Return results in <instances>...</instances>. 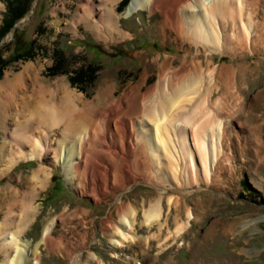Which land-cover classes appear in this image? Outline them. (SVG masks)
<instances>
[{"label": "rangeland", "instance_id": "obj_1", "mask_svg": "<svg viewBox=\"0 0 264 264\" xmlns=\"http://www.w3.org/2000/svg\"><path fill=\"white\" fill-rule=\"evenodd\" d=\"M11 1L0 0V32L9 8L26 3ZM84 1L34 0L28 14L0 37V56L7 64L0 71V82L13 79L32 64L34 71L27 76L28 83L38 81L53 92L67 84L80 95L75 101L85 111L81 121L87 126L86 138L98 149L97 144L111 145L115 137L112 132L117 108L110 110L108 104L131 91L146 94L161 74L165 60L173 68L197 64L211 77L223 69L225 79L213 91L212 100L225 97L226 112L232 115L230 123L224 125L221 159L225 167L218 176L212 173L211 181L202 176L179 188L163 178L157 181L161 176L151 164L149 174H140L136 180H129L126 174L114 184L108 177L104 184L109 193L98 202L91 194L90 184L96 181L90 176L81 181L70 179L57 164L51 166L50 179L36 185L30 179L33 171L50 166L51 160L22 161L0 176V223L14 215L10 220L13 228L19 224L21 240L30 243V252L38 246L40 264H84L91 253L98 257L92 264H264V0H243L249 40L239 41L241 28L226 24L224 34L228 37L221 38L219 48L196 45L180 34L175 23L184 19L178 7L170 15L140 10L122 17L119 14L131 0H119L109 5L116 19L104 25L99 19L101 0H92L96 9L91 15ZM83 11L98 24L89 25ZM230 17L226 14L224 21L230 22ZM117 28L124 35H119ZM17 31L30 41L33 57L14 53ZM22 115L18 120L24 121ZM9 116L11 124L14 118ZM32 123L27 134L34 138L47 130L51 150L58 149L65 126L48 129L37 119ZM3 138L0 123V140ZM134 154L128 149L120 153V160L113 154L106 157L131 168ZM99 164L98 171L107 173L102 167H106L104 161ZM252 177H257L260 185ZM100 183L101 177L99 189ZM13 190L19 193L17 198L12 196ZM160 199L163 217L145 223L144 210ZM121 203L138 209L137 238L117 247L104 229L110 213L112 223L117 225ZM28 204L32 208L26 214ZM20 217L24 220L19 223ZM49 223L50 233L42 241L41 232ZM4 257L0 245V264Z\"/></svg>", "mask_w": 264, "mask_h": 264}, {"label": "bare ground", "instance_id": "obj_2", "mask_svg": "<svg viewBox=\"0 0 264 264\" xmlns=\"http://www.w3.org/2000/svg\"><path fill=\"white\" fill-rule=\"evenodd\" d=\"M93 1H84L90 15L96 9ZM118 1L101 0L103 10L99 19L104 25L105 21L110 24L116 19L112 16L109 5ZM175 7L180 8L181 19H184L175 23V26L180 34L184 33L189 40L196 42V45L207 44L219 48L221 38L228 37L224 34L226 24H237L241 28L239 41L245 39L246 42L250 38V31L243 21L246 14L242 8L243 0H131L126 10L119 15L128 17L140 10L150 13L160 11L170 15ZM87 12H82L83 19L89 25L95 26L97 22L94 24ZM226 14L231 15L230 20L228 19L230 22L224 21ZM118 29L120 28L115 31L121 36L124 35ZM101 34L98 33L100 36ZM229 35L233 37L235 34L229 32ZM171 66L167 60L162 63L161 74L146 94L140 95L138 91H131L122 99L108 104L110 110L117 108L118 119L114 121L115 131L112 132L115 137L111 145L104 142L97 144L98 149L86 138L87 126L81 121L85 117V111L80 109L75 101L80 95L70 90L67 84L57 86L58 89L53 92L47 85L38 81L28 83L27 76L34 71L32 64H28L24 71L13 79L6 78L0 82V123L4 131V138L0 140V176L10 172L22 161H42L46 158L51 160L50 166H40L38 170L33 171L30 179L34 184L42 186L51 177V166L61 164L65 175L70 176V179L79 178L81 181L82 178L88 179L90 176L92 181H96L90 186L92 197L98 202L109 193L104 184L108 177L114 184H117V178L124 179L126 174L130 177L129 180H136L140 174H149L151 164L156 166V173L161 176L157 181L160 182L163 178L179 188L202 176L204 180L211 181V174L218 176L225 167L224 159H221L224 125L230 123L232 118V115L226 112L228 103L225 97L223 99L220 96L216 101L212 100L213 91L218 89L221 81L225 79L221 72L223 69L216 77H211L210 72L206 75L197 64L184 63L179 68ZM113 93H110L111 99ZM133 109L134 116L130 113ZM27 110L29 112L26 115ZM107 113L104 112L103 115L106 116ZM9 115L14 118L11 124L8 123ZM21 115L25 118L24 121L18 120ZM36 119L48 129L61 124L65 126L62 130L63 140L58 149L51 150L47 130H41L34 138L27 134V130L33 126L32 121ZM128 149L130 153H136L131 158L133 168L127 165L121 167L118 163L121 159L120 153ZM110 154L119 157V160L106 157ZM100 161H104L106 167H102L109 175L98 171L97 165L100 166ZM141 167L143 171L140 170ZM100 177L103 189L98 188ZM252 178L260 185L257 177ZM115 188L113 186L112 190ZM18 194L14 191L12 196L17 198ZM31 208V204H28L24 213L27 214ZM137 210L132 205L121 203L118 205L117 225L112 223L111 213L105 219L104 230L115 246L122 247L126 242L137 238ZM161 211V199L150 203L148 210L143 212L145 223L159 220ZM13 216L8 215V218L0 223V245L5 256L2 264H40L37 259L38 246L29 251L30 243L21 240L22 230L19 224H14V228L12 226L13 221L10 220ZM18 220L20 223L24 218L20 217ZM51 225L49 223L43 228L42 241L49 235ZM97 259L96 253H91L84 264H92Z\"/></svg>", "mask_w": 264, "mask_h": 264}, {"label": "trees", "instance_id": "obj_3", "mask_svg": "<svg viewBox=\"0 0 264 264\" xmlns=\"http://www.w3.org/2000/svg\"><path fill=\"white\" fill-rule=\"evenodd\" d=\"M12 1H14L13 3L18 2V0H12ZM33 1L34 0H26V3L25 5H23V7L22 6L21 7L11 6L12 8L11 9L9 8V10L7 11V14L5 15L4 24H2L3 29L0 32V37L5 35V33H7L8 31L12 30L14 27V24H16L19 20H21L28 14L27 12L31 10V5ZM8 4L10 7V2ZM13 45H14L13 51L18 56H22L23 58L33 57V55L29 53L31 48L28 47L31 45V43L25 38L23 39V33L21 31H17L15 33ZM6 65L7 64L2 60L0 56V71L4 69Z\"/></svg>", "mask_w": 264, "mask_h": 264}]
</instances>
